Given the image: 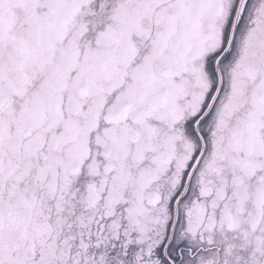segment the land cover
Wrapping results in <instances>:
<instances>
[{
	"label": "snow or ice",
	"instance_id": "snow-or-ice-1",
	"mask_svg": "<svg viewBox=\"0 0 264 264\" xmlns=\"http://www.w3.org/2000/svg\"><path fill=\"white\" fill-rule=\"evenodd\" d=\"M0 264H264V0H0Z\"/></svg>",
	"mask_w": 264,
	"mask_h": 264
}]
</instances>
